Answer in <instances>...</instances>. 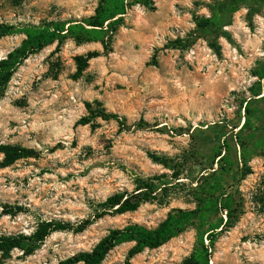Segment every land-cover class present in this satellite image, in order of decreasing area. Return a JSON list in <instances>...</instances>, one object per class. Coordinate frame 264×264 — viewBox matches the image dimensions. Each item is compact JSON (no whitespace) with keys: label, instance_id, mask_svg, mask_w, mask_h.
<instances>
[{"label":"rangeland","instance_id":"obj_1","mask_svg":"<svg viewBox=\"0 0 264 264\" xmlns=\"http://www.w3.org/2000/svg\"><path fill=\"white\" fill-rule=\"evenodd\" d=\"M227 0H154L155 10L134 6L114 37L101 43L67 40L47 46L17 68L0 96V145L35 151L31 158L0 167V235L33 234L39 223H79L95 205L118 192L135 190L137 176L173 170L154 162L156 154L183 163L184 176L198 177L214 159L213 146L244 122V107L264 63V0H235L223 32L202 31L196 20L210 18ZM99 0H0V23L41 26L53 20H81L94 14ZM221 47L217 53L210 39ZM24 35L0 40V60L20 46ZM176 39H195L181 50ZM99 52L82 76L76 58ZM264 86V80L262 81ZM127 120L97 119L78 125L87 103ZM236 129L235 131H237ZM3 155H0V163ZM252 173L239 183L245 213L223 233L210 264H264V157L249 162ZM217 167V165H215ZM187 184L191 182L184 179ZM166 204L147 203L138 211L106 216L84 232H55L31 256L18 249L5 264H57L91 251L112 229L129 224L154 228L173 209L196 207L187 190L171 188ZM258 196V197H257ZM21 208L16 215L5 207ZM191 229L130 264H181L193 251ZM134 243L112 250L102 264H129ZM82 264V263H81Z\"/></svg>","mask_w":264,"mask_h":264},{"label":"trees","instance_id":"obj_2","mask_svg":"<svg viewBox=\"0 0 264 264\" xmlns=\"http://www.w3.org/2000/svg\"><path fill=\"white\" fill-rule=\"evenodd\" d=\"M227 0L217 3L210 18L196 20L198 29L202 31L223 32L230 23L236 10L232 2ZM143 6L155 10L154 0H99L93 15L81 20H53L41 26L19 27L0 23V40L14 35H24L25 39L19 47L0 60V96L6 91L16 70L30 56L41 52L47 46L57 43L63 45L67 40L77 45L101 43L105 51L111 50L114 37L120 27L125 25V16L134 6ZM195 39H176L172 43L175 49L184 50L195 43ZM210 47L220 53L221 47L215 39H210ZM100 56L99 52L89 53L76 58L77 73L82 76L91 59ZM259 81L252 87L250 100L244 107V122L235 126L224 138L214 145V159L201 174L190 179L184 176L183 163L170 165L171 160L151 154V159L173 170L171 176L142 177L135 179V190L115 193L106 200L95 205L93 213L79 223L59 220L39 223L31 235H0V254L7 257L18 249L26 256L33 255L44 241L55 232H73L79 234L89 226L106 216L133 213L147 203L166 204L171 188L187 190L196 207L194 209H173L166 218L154 228L139 224H129L123 228L112 229L99 243L88 252H80L57 264H102L108 254L124 243H134L128 251L127 261L130 264L135 256L145 250H155L175 237L194 229L196 243L192 253L181 264H210L213 248L220 236L233 228L245 213V199L239 190V183L252 173L249 166L255 155L264 157V63L255 72ZM98 106L87 103L88 115L78 121V125L92 128L97 126L96 120L116 121L121 128L127 127V120L117 114L108 113L100 102ZM238 129L237 131H235ZM3 160L1 168H6L19 160L35 155V151L19 145H0ZM217 165V167H215ZM184 179L191 183L187 184ZM259 200L264 204L262 194ZM258 197V196H257ZM264 206V205H263ZM5 214L16 215L22 209L6 206ZM264 239V236L262 237ZM0 257V264H5Z\"/></svg>","mask_w":264,"mask_h":264}]
</instances>
